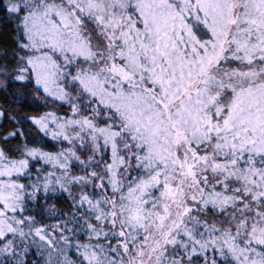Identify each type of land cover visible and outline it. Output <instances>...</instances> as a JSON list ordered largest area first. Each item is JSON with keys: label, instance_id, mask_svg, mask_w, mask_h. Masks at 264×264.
Segmentation results:
<instances>
[{"label": "snow or ice", "instance_id": "obj_1", "mask_svg": "<svg viewBox=\"0 0 264 264\" xmlns=\"http://www.w3.org/2000/svg\"><path fill=\"white\" fill-rule=\"evenodd\" d=\"M0 264H264V0H0Z\"/></svg>", "mask_w": 264, "mask_h": 264}]
</instances>
